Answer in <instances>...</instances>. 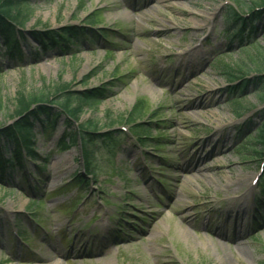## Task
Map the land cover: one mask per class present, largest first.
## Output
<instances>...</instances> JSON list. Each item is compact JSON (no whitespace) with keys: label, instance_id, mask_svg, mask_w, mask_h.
<instances>
[{"label":"rangeland","instance_id":"1","mask_svg":"<svg viewBox=\"0 0 264 264\" xmlns=\"http://www.w3.org/2000/svg\"><path fill=\"white\" fill-rule=\"evenodd\" d=\"M234 2L29 0L21 7L26 22L17 56L0 41V130L15 121L20 93L68 85L73 93H107L85 106L73 129L94 122L99 134H125L116 147H92L97 178L83 189L74 182L85 167L82 148L60 147L66 116L52 134L36 127L39 160L26 166L43 183L39 194H23L19 171L2 180L0 264H264V206L261 213L254 207L257 186L248 193L262 161L252 148L264 152V144L243 147L264 124V97L249 84L232 101L235 84L224 66L242 67L252 82L264 73V24L244 44L227 47L225 14ZM249 11L243 10L247 18ZM91 16L97 23L90 24ZM67 26L84 29L86 37L68 50L36 56L42 47L33 30ZM139 101L138 119L152 127L145 146L126 121ZM3 153L10 158L11 147ZM32 199L42 203L31 205ZM28 210L45 231L32 226ZM124 210L128 227L114 234ZM256 218L263 222L254 230ZM9 223L18 225L29 247L15 239Z\"/></svg>","mask_w":264,"mask_h":264},{"label":"trees","instance_id":"2","mask_svg":"<svg viewBox=\"0 0 264 264\" xmlns=\"http://www.w3.org/2000/svg\"><path fill=\"white\" fill-rule=\"evenodd\" d=\"M28 3L29 0H0V41L3 42L9 51L18 48L20 44V37L26 22L21 15V7L26 6ZM234 3L237 10L228 7L225 14L226 31L231 37L230 44L228 45L229 48L232 47L234 41L244 44L246 40L255 37L259 32L258 24L261 23V21L264 24V0H235ZM244 7L250 10L248 12L250 14L249 18L244 17ZM90 20V24L92 25L95 22L97 23L93 16L90 17ZM262 29L264 30V25ZM32 33L35 39L43 46H55L64 50H66L70 44L77 42L86 35L84 29L80 30L74 26L63 27L56 31L33 30ZM93 36L96 35L93 34ZM224 66L227 72L226 74L232 82L244 79L247 75V70H244L240 66L238 69H233L230 65ZM257 69L261 70L259 67H257ZM249 84H252L261 93V96L264 97V79L262 77L256 78L252 83L248 80H244L240 86H235L236 89L230 90L229 95L234 96L233 100H236L240 94L244 95L246 93V88ZM69 88L70 86L64 85L57 86L54 93L51 91L32 95L20 93L18 95L16 99L17 106L13 115L15 121L11 125L0 130V184L2 180H5L3 173L6 172L8 168H11L21 173V179H23V183L26 186L24 191H22L23 194L39 193V188L37 189L35 183L29 181V177L25 174L24 156L26 155L31 161L37 162L39 156L34 149L36 127L40 125L45 134H52L58 119L65 115L68 127L61 136L60 147L62 149L71 146H79L82 148L85 170L76 173L75 183L82 187H88L90 180L87 177H94V171L91 169L94 159L91 145L93 146L97 139L103 140L106 144L118 142L121 140V135L117 132L99 134V129H97L98 125L94 122H89L86 127L79 125L78 131L73 129L72 122L80 121L85 106H95L103 99L107 98V93L106 89H86L83 92L73 93ZM141 102L142 101H139L134 109H132L127 121L134 125L139 140L141 143L145 144L151 137L150 132L152 127L142 123L138 119L143 113ZM1 105L0 102V108ZM262 115L264 117V113H262ZM239 132L243 133L244 128H241ZM257 134L258 136L256 135V137H248L243 147L251 142L264 144V124L257 131ZM155 142L157 147H162L161 140L156 139ZM8 146L11 147V156L10 158H5L3 152L5 150L7 151ZM252 152L260 155L262 154V152H258L254 148H252ZM40 171L42 172V170H39V173ZM37 180L42 182V179ZM31 188L32 190L36 188V191L32 192ZM260 192L261 194L258 200L261 204H264V181L262 182ZM35 203L41 204L42 199H32L31 205Z\"/></svg>","mask_w":264,"mask_h":264},{"label":"bare ground","instance_id":"3","mask_svg":"<svg viewBox=\"0 0 264 264\" xmlns=\"http://www.w3.org/2000/svg\"><path fill=\"white\" fill-rule=\"evenodd\" d=\"M190 51H191V52H195V51H193V50H190ZM238 180L242 182L243 180L246 181V178H243V177L239 176V179H238ZM249 192L252 193V192H253V189L250 188V189H249Z\"/></svg>","mask_w":264,"mask_h":264}]
</instances>
